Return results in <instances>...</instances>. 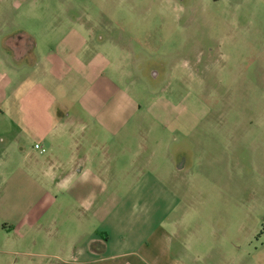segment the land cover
Instances as JSON below:
<instances>
[{
    "label": "rangeland",
    "instance_id": "1",
    "mask_svg": "<svg viewBox=\"0 0 264 264\" xmlns=\"http://www.w3.org/2000/svg\"><path fill=\"white\" fill-rule=\"evenodd\" d=\"M82 13L98 29L115 26L110 35L116 31L130 46L134 57L125 69L130 77L119 83L142 111L119 135L122 152L116 140L111 143L122 156L117 170L121 164L123 176L106 179V189L91 194L89 205L50 188L53 201L63 205L42 221L40 233L52 235L55 243L43 252L68 249L80 236L83 256L74 261L85 262L108 256L117 241L135 249L161 228L203 237L194 249L211 251L207 264H226L227 245L243 255L236 264H264V0H0V71L6 65L3 43L31 27L30 18L53 14L54 22L68 26ZM160 99L168 100L169 115L161 116L159 109L144 113L154 104L158 108ZM173 115L180 124H152ZM96 134L89 135L91 155L100 152ZM140 145L145 148L138 164L151 170L134 179L131 162ZM180 153L186 167L175 171L168 159ZM32 178L26 179L24 194L0 188V204L31 207L43 192L31 185ZM137 180L139 187L156 191L126 192ZM165 189L176 192L177 200L163 213L159 199ZM67 252H60L61 258Z\"/></svg>",
    "mask_w": 264,
    "mask_h": 264
},
{
    "label": "crops",
    "instance_id": "2",
    "mask_svg": "<svg viewBox=\"0 0 264 264\" xmlns=\"http://www.w3.org/2000/svg\"><path fill=\"white\" fill-rule=\"evenodd\" d=\"M84 18L82 13L67 26L54 22L56 15L36 14L30 18L31 27L13 32L3 43L6 65L4 62L5 68L0 71V134L8 140L0 139V188L9 194H24L30 176L35 178L31 185L43 192L31 207L22 202L0 204V264H207L211 251L194 249L195 244L204 242L199 239L203 237L177 235L161 228L147 234V240L135 243V249L119 246L117 241L118 248L112 246L115 250L108 256L85 262L74 261L83 256L76 240L80 236L68 249L54 254L43 252L55 243H50L52 235L40 233L42 221L52 215L51 209L57 211L63 205L53 201L50 188L67 191L80 206L89 205L91 194L98 188L106 189V179L123 176L121 164L117 170L122 156L118 157V148L113 151L111 143L116 140L117 146L124 144L119 135L142 111L135 105V97L119 83L130 77L125 72L129 59L134 57L128 52L130 46L124 45L116 31V37L110 35L109 29L115 26L98 29ZM159 101L158 108L154 104L144 113L156 114L159 109L161 116L169 115L168 100ZM2 104L6 107L1 108ZM176 115L167 122L155 119L152 124H180ZM92 130H96L98 139H104L94 137L101 146L95 155H91L93 141L89 139ZM36 144L44 152L35 149ZM141 145L131 162L134 179L148 177L151 170L147 163L144 167L138 164L145 148ZM119 149L122 152L123 146ZM182 156L180 153L174 161L173 156L168 159L175 171L186 167ZM138 183L134 181L126 192L156 191L139 187ZM161 193L163 198L159 200L163 199L165 213L177 200V193L168 189ZM55 223L52 219V225ZM40 241L46 244L38 245ZM67 250L61 258L60 252ZM224 255L228 256L226 264H236L240 260L235 258L242 253L227 245Z\"/></svg>",
    "mask_w": 264,
    "mask_h": 264
},
{
    "label": "built area",
    "instance_id": "3",
    "mask_svg": "<svg viewBox=\"0 0 264 264\" xmlns=\"http://www.w3.org/2000/svg\"><path fill=\"white\" fill-rule=\"evenodd\" d=\"M35 149H38L40 153L44 152V149H42L38 144L34 145Z\"/></svg>",
    "mask_w": 264,
    "mask_h": 264
},
{
    "label": "flooded vegetation",
    "instance_id": "4",
    "mask_svg": "<svg viewBox=\"0 0 264 264\" xmlns=\"http://www.w3.org/2000/svg\"><path fill=\"white\" fill-rule=\"evenodd\" d=\"M154 75H156V74H154ZM155 78H157V77H155Z\"/></svg>",
    "mask_w": 264,
    "mask_h": 264
}]
</instances>
